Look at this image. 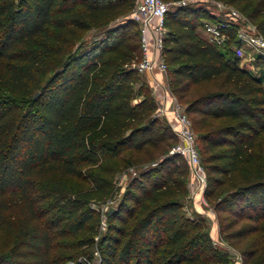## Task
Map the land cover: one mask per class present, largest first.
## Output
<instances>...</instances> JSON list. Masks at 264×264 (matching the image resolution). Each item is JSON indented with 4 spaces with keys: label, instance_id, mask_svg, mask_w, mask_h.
Wrapping results in <instances>:
<instances>
[{
    "label": "trees",
    "instance_id": "trees-1",
    "mask_svg": "<svg viewBox=\"0 0 264 264\" xmlns=\"http://www.w3.org/2000/svg\"><path fill=\"white\" fill-rule=\"evenodd\" d=\"M223 1L241 7L264 35V0ZM197 4L176 5L166 18L170 86L181 101L194 85L220 81L216 90L185 105L188 114L200 116L195 124L207 127L197 139L205 194L234 188L219 199L217 211L241 206L261 221L236 236L264 232V82L241 65L232 47L240 44L237 24L217 44L203 27L226 17ZM133 5L0 0V264H68L77 258L93 246L101 221L90 201L111 187L101 174H90L87 187L77 181L86 180L85 167L126 149L177 142L167 119L154 114L157 101L135 68L139 25L129 19L99 41L78 43L82 30L106 27ZM131 26L138 41L128 32ZM218 120L223 123L217 126ZM181 159L186 166L178 164ZM188 172L186 159L175 153L143 173V183L132 184L109 216L101 264L211 262L209 232L183 210ZM259 251L264 264V248Z\"/></svg>",
    "mask_w": 264,
    "mask_h": 264
},
{
    "label": "rangeland",
    "instance_id": "rangeland-1",
    "mask_svg": "<svg viewBox=\"0 0 264 264\" xmlns=\"http://www.w3.org/2000/svg\"><path fill=\"white\" fill-rule=\"evenodd\" d=\"M167 1L171 2L177 0ZM219 2L223 3L228 8L231 7L241 11V7L229 4L223 0H197L196 3L204 7L209 13L215 16H221L217 9ZM127 15L128 14H124L117 17L106 27H91L87 30H82L78 43L82 42L84 46H87L101 40L106 37L108 29L126 23L129 20ZM253 23L257 26L255 22ZM128 32L135 34V40L138 41L139 36L137 27H129ZM240 46L242 47L241 55L237 51L235 45L232 47L236 49V53L241 57V65L248 68L254 75L261 76L264 82V61H260L264 59V53H261L246 43H240ZM219 82L220 81L216 80L194 85L190 91L181 97L182 104L186 105L199 96L216 90L219 86ZM141 97L142 96H139V99ZM156 112L157 110L154 112L155 115ZM189 116L198 139L200 133L207 129V127L201 128L199 124H195L196 119L200 118L198 114L190 113ZM213 123L218 126L222 124L223 121L218 120ZM175 144V140H171L169 143L158 148L148 146L140 151L126 149L116 158L101 161L99 165L85 167L86 180L77 179V181L83 183L87 187L90 183V174H101L108 179L111 187L108 194L102 197L97 195L96 198L91 199L90 206L101 215L98 231L94 236L95 242L93 246L85 248L86 250L84 252H80L77 258L73 260L74 263L71 262L70 264H101V246L103 244L101 238L108 230L109 216L118 209L120 203L123 201L125 193L133 183L136 185L143 183V173L151 168L159 167L161 163L170 159L172 154L171 150ZM199 148H201L202 152V144L200 141ZM178 164L181 167L186 166L183 159H181ZM238 179H240L239 175L233 177L234 181H238ZM190 181L191 174L189 171L187 175L188 194L183 198V210L192 219L201 223L203 231L209 232L213 246V249L210 251L212 260L209 264H259V254L261 253L259 250L264 248V232L261 229L256 231L251 230L252 232L243 237L236 236V233L238 229L243 226L258 225L261 221L250 218V211L244 210L241 206H230L225 211H217L216 209V204L219 199L234 188H227L229 186L224 185L216 195L204 194L203 198L199 200L194 199L191 195ZM235 183L238 184V182ZM134 189L137 190V188ZM135 220L136 219H132L131 221L134 223ZM231 222L232 225H230ZM4 250L5 248L0 241V252ZM257 250V254L251 256L250 253Z\"/></svg>",
    "mask_w": 264,
    "mask_h": 264
},
{
    "label": "built area",
    "instance_id": "built-area-1",
    "mask_svg": "<svg viewBox=\"0 0 264 264\" xmlns=\"http://www.w3.org/2000/svg\"><path fill=\"white\" fill-rule=\"evenodd\" d=\"M197 0H134L133 8L127 15L135 21L140 30V58L135 63L138 73L145 77L152 95L157 101L156 115L165 117L178 140L172 147V154L183 156L191 174V195L202 199L207 187V172L197 144V135L186 106L178 99L170 86L169 66L164 55L166 18L172 7L185 5ZM219 15L226 18L218 21H206L204 34L217 44H223L227 38L225 29L237 24L240 42L264 53V35L257 26L241 11L226 7L219 2ZM74 263L73 260L69 261Z\"/></svg>",
    "mask_w": 264,
    "mask_h": 264
},
{
    "label": "crops",
    "instance_id": "crops-1",
    "mask_svg": "<svg viewBox=\"0 0 264 264\" xmlns=\"http://www.w3.org/2000/svg\"><path fill=\"white\" fill-rule=\"evenodd\" d=\"M240 43H242V42H240ZM241 49H242V47L239 44V46L237 47V51L240 53V55H241Z\"/></svg>",
    "mask_w": 264,
    "mask_h": 264
},
{
    "label": "water",
    "instance_id": "water-1",
    "mask_svg": "<svg viewBox=\"0 0 264 264\" xmlns=\"http://www.w3.org/2000/svg\"><path fill=\"white\" fill-rule=\"evenodd\" d=\"M37 93H38V92L35 93V96L37 95ZM113 210H114V209H113ZM113 210H112V211H113Z\"/></svg>",
    "mask_w": 264,
    "mask_h": 264
}]
</instances>
